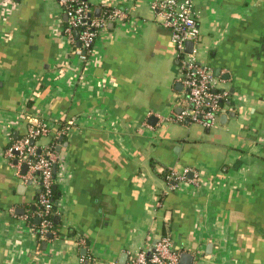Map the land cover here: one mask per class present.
<instances>
[{"label": "crops", "instance_id": "obj_1", "mask_svg": "<svg viewBox=\"0 0 264 264\" xmlns=\"http://www.w3.org/2000/svg\"><path fill=\"white\" fill-rule=\"evenodd\" d=\"M83 1L128 13L86 61L58 0H0V264H130L166 234L193 264H264V0H195L194 54L229 94L212 129L173 120L188 92L152 0ZM39 122L70 126L45 239L38 183L5 156ZM186 169L196 184L172 189Z\"/></svg>", "mask_w": 264, "mask_h": 264}, {"label": "built area", "instance_id": "obj_2", "mask_svg": "<svg viewBox=\"0 0 264 264\" xmlns=\"http://www.w3.org/2000/svg\"><path fill=\"white\" fill-rule=\"evenodd\" d=\"M61 9L67 16L63 29L65 36L74 46V53L87 60L92 48L102 31L110 23L126 19L128 13L112 6L103 10L100 16H94L92 7L83 0H58ZM195 0H152L151 9L161 18L163 26L170 31L171 41L176 49V57L181 69V82L188 92L189 105L173 115V120L182 122L189 118L192 123L206 129H212L218 123L228 104L229 94L221 86L210 68L201 63L195 52L187 53L186 44L198 41L200 25L194 9ZM70 129L69 124L59 131H53L45 122L31 125L26 133L12 142L6 149L5 156L15 168L23 181L36 179L39 186L37 206L34 217L39 225L34 226L41 239L55 236L54 204L52 194L55 187L54 168L59 159L56 146L61 136ZM50 138L48 145L39 146L41 139ZM24 167H27L23 173ZM192 170L186 169L183 174L170 172L171 188L179 183L197 182L189 180L187 175ZM84 244V242H82ZM85 261L84 258L81 259ZM180 252L174 247L170 234L156 240L151 251H138L130 264H179Z\"/></svg>", "mask_w": 264, "mask_h": 264}, {"label": "water", "instance_id": "obj_3", "mask_svg": "<svg viewBox=\"0 0 264 264\" xmlns=\"http://www.w3.org/2000/svg\"><path fill=\"white\" fill-rule=\"evenodd\" d=\"M100 10H98V14H99ZM101 13V12H100ZM101 15V14H100ZM99 15V16H100ZM193 47H194V43L193 42H188L186 44V51L189 53H192L193 51ZM222 118H226V116H222ZM187 121H190V119L188 118ZM27 167H24V170L26 171ZM56 220L58 219V217L55 218ZM55 220V221H56ZM39 221V220H38ZM52 235H49L48 237L51 238ZM193 260L194 257L191 254H187V253H182L180 255V263L179 264H193Z\"/></svg>", "mask_w": 264, "mask_h": 264}, {"label": "trees", "instance_id": "obj_4", "mask_svg": "<svg viewBox=\"0 0 264 264\" xmlns=\"http://www.w3.org/2000/svg\"><path fill=\"white\" fill-rule=\"evenodd\" d=\"M52 201H53V204H55V199H56V190H55V187H54V190H53V194H52ZM36 211V210H35ZM33 222H34V220H33ZM39 224H36L35 226H36V228H37V226H38Z\"/></svg>", "mask_w": 264, "mask_h": 264}]
</instances>
